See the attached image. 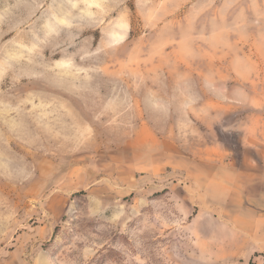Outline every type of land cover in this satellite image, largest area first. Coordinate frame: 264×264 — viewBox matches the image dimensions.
I'll list each match as a JSON object with an SVG mask.
<instances>
[{
    "label": "rangeland",
    "instance_id": "374dc122",
    "mask_svg": "<svg viewBox=\"0 0 264 264\" xmlns=\"http://www.w3.org/2000/svg\"><path fill=\"white\" fill-rule=\"evenodd\" d=\"M0 264H264V0H0Z\"/></svg>",
    "mask_w": 264,
    "mask_h": 264
}]
</instances>
